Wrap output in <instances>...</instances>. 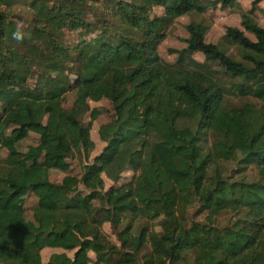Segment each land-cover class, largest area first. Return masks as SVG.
<instances>
[{
    "label": "trees",
    "instance_id": "16d2710c",
    "mask_svg": "<svg viewBox=\"0 0 264 264\" xmlns=\"http://www.w3.org/2000/svg\"><path fill=\"white\" fill-rule=\"evenodd\" d=\"M237 1L0 0V202L23 190L37 199L35 221L0 207V264H264L262 0L240 11L253 39L226 26L208 42L192 19L174 62L157 49L178 17ZM30 81L41 97L11 90ZM102 99L113 118L97 124L93 154L82 115L92 122ZM26 131L39 141L20 152ZM51 170L66 173L52 181ZM45 248L58 252L43 261Z\"/></svg>",
    "mask_w": 264,
    "mask_h": 264
},
{
    "label": "rangeland",
    "instance_id": "374dc122",
    "mask_svg": "<svg viewBox=\"0 0 264 264\" xmlns=\"http://www.w3.org/2000/svg\"><path fill=\"white\" fill-rule=\"evenodd\" d=\"M250 2L251 0H238L237 4L235 6L226 7V8H207L204 12H202L199 15L189 14V15H183L178 17L174 23L167 29L165 32V36L163 40L158 45V53L159 55L164 58L168 62H174L176 59L175 54H171L169 52L170 49H178L185 46V43L183 39L187 37V32L185 30V24H187L190 20H203L204 24L208 25V32L206 34V41L208 42H217L220 38V36L224 33L226 26H235L241 30H243L246 35L253 39V35L249 32H247L244 27L241 24V13L240 11H245L250 8ZM19 9L16 8L15 11H18ZM154 12L157 14H160L162 12V8L157 7L154 8ZM255 19L257 22L264 28V0H262L254 12ZM25 16V14H24ZM19 25L21 26L22 23L19 22ZM76 34L67 31L66 33V40L72 41L73 39H76ZM193 58L196 60H201L202 56L200 53H195L193 55ZM141 78L138 77L136 81H139ZM30 81L29 83L22 85L21 87H14L12 86L11 90H24L25 93L29 96L34 97H41L43 95L42 89L37 87L35 82ZM38 86H41L40 84ZM76 93H68L64 95L61 100L63 105L66 108H69L72 103L73 99L75 98ZM90 107H94L96 109V113L93 116L94 119L91 122L90 119V112H86L82 115L83 119V125L82 129L83 131L90 132L91 138L96 142V147L93 151L94 153H98L102 148V143L98 140L97 135V124L98 123H104L106 121H110L113 118V109L111 104L107 99H102L98 102H90ZM39 141V137L37 134L26 131L23 133L21 138L18 140L13 141L14 146L16 149L20 152H25L29 146L37 145ZM7 155L6 149L0 150V158H5ZM71 163V173L77 174L79 173V164H80V158L79 157H73L69 159ZM27 164L31 165L33 164L32 159H28L25 161ZM235 166L233 164L229 165V168H234ZM66 172H60L58 170H51L50 171V178L52 181H58L61 179V177ZM124 177L121 179V181H124L126 178L129 177L130 172H125ZM253 174L250 172V170L247 172V177H251ZM105 180V189L110 188L113 185H116L117 183L111 182L107 178ZM37 199L36 197L30 193L27 190H23L17 197L11 199L10 201L7 200L5 202H0V207L4 206L13 213H15L18 217L22 218L23 220H31L35 221L33 216V208L36 205ZM98 204V201L92 200L90 202L91 206H95ZM233 219V215L229 212L223 213L219 217V221L223 224L230 222ZM103 230L108 234V236L117 242L116 236L113 233V229L110 225V223L106 222L103 225ZM58 252L57 249L53 248H45L41 252L42 260L47 261L49 257L53 254ZM69 256H72L73 251L67 252ZM88 255L91 258H95L94 254L88 253ZM77 263L85 264V260L82 258L77 259ZM87 264H92V262H88Z\"/></svg>",
    "mask_w": 264,
    "mask_h": 264
},
{
    "label": "clouds",
    "instance_id": "9594fccd",
    "mask_svg": "<svg viewBox=\"0 0 264 264\" xmlns=\"http://www.w3.org/2000/svg\"><path fill=\"white\" fill-rule=\"evenodd\" d=\"M16 39H19V34H14Z\"/></svg>",
    "mask_w": 264,
    "mask_h": 264
}]
</instances>
